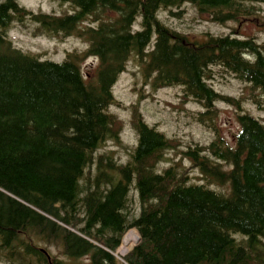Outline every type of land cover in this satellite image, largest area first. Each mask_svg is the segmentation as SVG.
I'll return each instance as SVG.
<instances>
[{
	"label": "trees",
	"instance_id": "16d2710c",
	"mask_svg": "<svg viewBox=\"0 0 264 264\" xmlns=\"http://www.w3.org/2000/svg\"><path fill=\"white\" fill-rule=\"evenodd\" d=\"M51 2L69 4L70 13L34 14L0 0V263L264 264V123L243 107L264 109V43L233 30L191 40L158 18L191 4L213 24L249 21L264 34V0ZM25 20L37 25L34 37L73 36L87 49L60 63L24 53L8 31ZM88 57L97 66L87 77L80 63ZM131 58L152 92L179 88L183 102L198 106L191 120L210 135L207 144L149 126L140 87L129 107L135 143L127 161L99 152L126 128L109 109L119 106L112 88ZM215 67L250 96L215 91ZM218 104L235 110L229 139L217 125ZM131 228L139 243L119 261L113 253Z\"/></svg>",
	"mask_w": 264,
	"mask_h": 264
},
{
	"label": "rangeland",
	"instance_id": "374dc122",
	"mask_svg": "<svg viewBox=\"0 0 264 264\" xmlns=\"http://www.w3.org/2000/svg\"><path fill=\"white\" fill-rule=\"evenodd\" d=\"M17 1L20 6L28 8L27 10H30L34 14L47 12L45 14L61 16L70 13L69 8L67 7L69 4L51 2L50 0ZM260 8L264 13V4L260 5ZM169 11L173 15L169 16L167 12L158 13L159 20L170 29L187 35L191 40H202L206 34L223 36L231 33L233 30L237 31V34H239L240 37H255L259 43H264V34L258 32L259 29L247 21H241V23L230 22L225 23L222 26L216 25L207 21L203 18L204 16L199 17L196 14L195 8L191 4L182 5L181 10L179 11L177 8L169 9ZM178 13H180V15ZM139 20L140 18L137 19L138 24L136 25V29L140 28ZM86 24H88V22ZM14 25L15 27L18 26L17 24ZM23 26L25 28L19 26L13 32L12 29L8 34L9 40L13 42V45L17 49H20L24 53L38 55L40 60L58 63L64 60L66 53L72 51L81 52L87 49V44L84 43L83 40L73 36L64 38L60 41L53 38L32 37L31 34L37 25L29 20H25ZM96 64L97 61L95 59L90 58L86 60L81 65L82 73L91 75L92 67ZM213 70L214 73L212 75V80L208 83L215 91L232 97L241 96L245 98L250 96L251 92H249V86L234 80L225 72L223 73L219 67H215ZM140 87L145 97L140 101L139 108L144 120L149 126H155L160 132L168 137L179 138L181 143L183 141L185 143L195 142L205 145L209 142L210 135L206 130L202 129L191 120V114L198 111V106L192 103L183 102L182 93L179 88H165L157 92H152L149 85L145 86L142 84L139 64L131 58L127 63L126 71L118 77L112 88V93L117 102H119V106H113L109 109L110 112H113L125 122L126 128H124L119 143L108 142L99 150V152L110 151L115 153L114 155L118 158L120 163H125L127 161L128 152H130L129 147H132L135 143V135L127 126L129 120V107L136 104L138 94L135 89L137 90ZM243 107L244 112L251 114L253 117L264 123V109L258 111L248 102H245ZM218 108L220 113L217 125L222 131V134L229 139L237 127L235 123V110L223 104H218ZM167 156L175 158L176 160L181 159L180 155L172 152L168 153ZM168 164L169 162L163 164L161 167H165ZM183 164L186 163L183 161ZM192 177H194V180H191L192 182L200 180L196 173H192ZM216 190L224 191L226 188L223 187L222 189L218 188ZM129 196L131 198L129 204L130 209L133 213L137 214L138 202L135 192L132 190ZM131 233L132 232L129 233L131 239L128 231L123 236L124 239L129 237L130 245H132L131 243L133 241V235ZM52 253L55 254V252ZM116 256H118V254H116Z\"/></svg>",
	"mask_w": 264,
	"mask_h": 264
},
{
	"label": "bare ground",
	"instance_id": "6f19581e",
	"mask_svg": "<svg viewBox=\"0 0 264 264\" xmlns=\"http://www.w3.org/2000/svg\"><path fill=\"white\" fill-rule=\"evenodd\" d=\"M32 13V12H31ZM132 229V228H131ZM132 235H133V241H132V243L133 242H135L136 240L134 239L135 237H136V233L134 232H132L131 233ZM129 237H130V234H129ZM129 237L127 238V239H124V244H126V245H130V243H129V240L131 239V237H130V239H129ZM126 238V237H125ZM131 243V244H132ZM127 246H124V247H122L121 249H120V253H124L128 248H126Z\"/></svg>",
	"mask_w": 264,
	"mask_h": 264
}]
</instances>
